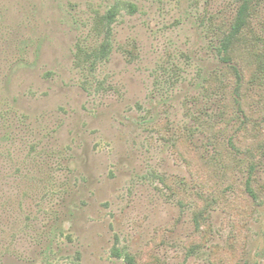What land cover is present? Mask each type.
I'll return each mask as SVG.
<instances>
[{
    "label": "rangeland",
    "instance_id": "1",
    "mask_svg": "<svg viewBox=\"0 0 264 264\" xmlns=\"http://www.w3.org/2000/svg\"><path fill=\"white\" fill-rule=\"evenodd\" d=\"M240 4L0 0V264H264V0L218 51Z\"/></svg>",
    "mask_w": 264,
    "mask_h": 264
},
{
    "label": "trees",
    "instance_id": "2",
    "mask_svg": "<svg viewBox=\"0 0 264 264\" xmlns=\"http://www.w3.org/2000/svg\"><path fill=\"white\" fill-rule=\"evenodd\" d=\"M239 1L241 2V4L232 22L230 23V26L228 27L227 31L221 37V40H220L221 44L218 48L219 53H222L221 59L223 60V62H226V63L232 60H235L234 58L236 57L242 56V54L245 52L246 54L250 53L251 48L254 47L255 45V42H258L259 40V38H257L256 40L252 36L246 35V32H245L246 28H248L250 19L254 15L253 14L254 7L256 6L255 5L252 6L251 3L253 0H239ZM256 1L261 2V0H256ZM129 7L131 10L134 8V6L130 4H129ZM117 13H118V8L114 6V7H111L103 17V27H101V29L102 28L104 29L105 27V32L107 31V36L109 35V32H110L109 25L114 20ZM241 42L244 43V47L242 49L239 48L240 50H238V46ZM109 51H110V43L108 40H105L104 43H101L99 47L95 50V53H94L95 58L103 59L109 54ZM250 55L252 59L257 62L260 72L264 73V53L256 52V53H251ZM227 66H228L227 68L231 70L230 72L234 76V79H233L234 87L230 94V96L232 95L230 98V103L236 105L238 109L237 111H240L242 114V118L238 119L237 118L238 116L236 114L237 111H236L235 113H233V118H236L240 125L244 124V126L247 128L250 125H252L253 127L255 126V124L251 121V116L247 115L243 107L244 97H245L244 92L246 91L245 89L247 87L249 88V85L252 84L258 77L251 76V78H249L248 76V79H247L244 74V69L240 70L236 68V66L229 65V64ZM222 129L223 130L226 129V125ZM223 130L221 131L224 133ZM218 131H220V129ZM218 131H214L215 133L212 134V136H210V140L208 141L209 143L212 144L213 142L212 140L214 137L217 136L216 132ZM227 141L230 144V148L232 150H235V151L238 150L237 146L233 142L234 141L233 137L227 138ZM245 151L249 153L247 149ZM250 157H255V156H250ZM253 178H254V175L250 173V176L246 180V191L255 202L260 203L261 198H262L261 192L257 185L253 186V183H254ZM251 180L253 181L252 185H251ZM123 255H124V259L126 260L127 264H138V261L136 260V257L134 255L129 254V253H124Z\"/></svg>",
    "mask_w": 264,
    "mask_h": 264
}]
</instances>
